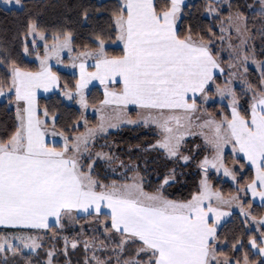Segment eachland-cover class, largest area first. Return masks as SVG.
<instances>
[{"label":"snow or ice","instance_id":"6c2138e0","mask_svg":"<svg viewBox=\"0 0 264 264\" xmlns=\"http://www.w3.org/2000/svg\"><path fill=\"white\" fill-rule=\"evenodd\" d=\"M0 8V264H264V0Z\"/></svg>","mask_w":264,"mask_h":264},{"label":"trees","instance_id":"16d2710c","mask_svg":"<svg viewBox=\"0 0 264 264\" xmlns=\"http://www.w3.org/2000/svg\"><path fill=\"white\" fill-rule=\"evenodd\" d=\"M29 6L36 12L42 13V19L44 22L51 25H59L64 22L66 18H75L77 11V4L80 0H28ZM91 3H99L101 0H90ZM103 2H109V0H103ZM192 2L199 3V0H192ZM21 14L18 11L6 12L3 8H0V40H10L11 36L18 25L17 17ZM32 59V58H29ZM34 66V65H32ZM60 75L69 80L72 78V73L57 69ZM98 93L97 89H93V95ZM43 102V101H42ZM9 113H5L0 110V121L8 119ZM93 116H90V119ZM135 135L131 132H126L124 138ZM135 142V141H133ZM225 191L230 190L229 185H224ZM185 192L187 189L184 190ZM179 195V193H177Z\"/></svg>","mask_w":264,"mask_h":264},{"label":"rangeland","instance_id":"374dc122","mask_svg":"<svg viewBox=\"0 0 264 264\" xmlns=\"http://www.w3.org/2000/svg\"><path fill=\"white\" fill-rule=\"evenodd\" d=\"M58 69H60V70H63V71H67V72H69V73H72L73 74V70H71V69H68V68H64L63 66H59V68ZM90 116H92V114L90 113L89 114Z\"/></svg>","mask_w":264,"mask_h":264}]
</instances>
